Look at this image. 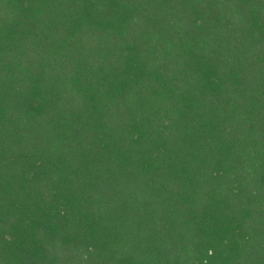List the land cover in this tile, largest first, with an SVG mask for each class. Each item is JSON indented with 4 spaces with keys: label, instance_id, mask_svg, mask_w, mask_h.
<instances>
[{
    "label": "trees",
    "instance_id": "trees-1",
    "mask_svg": "<svg viewBox=\"0 0 264 264\" xmlns=\"http://www.w3.org/2000/svg\"><path fill=\"white\" fill-rule=\"evenodd\" d=\"M0 264H264V0H0Z\"/></svg>",
    "mask_w": 264,
    "mask_h": 264
}]
</instances>
